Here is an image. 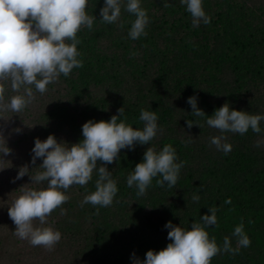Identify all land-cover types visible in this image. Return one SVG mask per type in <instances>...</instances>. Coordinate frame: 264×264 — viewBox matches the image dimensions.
<instances>
[{
	"label": "trees",
	"instance_id": "trees-1",
	"mask_svg": "<svg viewBox=\"0 0 264 264\" xmlns=\"http://www.w3.org/2000/svg\"><path fill=\"white\" fill-rule=\"evenodd\" d=\"M165 2L170 3L171 7H164ZM253 2L202 0L203 9L206 15L211 17V22L207 25L201 22L198 27H193L191 14L180 0H140V5L146 10L149 19L145 29L147 35L136 39L137 44L143 42L142 46L147 49L141 58V52L132 55L135 53L130 47L133 46L132 39L126 36L131 22L135 19L133 14L125 10L126 0H122L121 16L113 24H106L101 20L100 9L104 6V0H88L86 12L95 17L93 28L89 31L82 27L77 33L81 40L77 45V50L81 53L78 59L83 62V67L72 69L71 72H78L76 77L70 74L65 82L57 80V83H54V86L64 89V96L67 98L60 103L56 101L46 110L43 126H39L37 130L29 129V149L17 155L16 150L10 148L13 157L9 166H0V225L5 231L3 237H0V242L4 247L13 240L20 245H27L28 242H23L14 234L16 226L8 216V207L19 195L20 187L25 184L33 188L46 187L47 182L43 185L29 184L31 180L28 175L12 182L22 166H28L30 176L42 170L38 167L42 164V158H37L35 165L31 163V149L34 147L35 138L43 141L52 134L58 143L65 142L70 136L76 135L75 129L80 133L77 136L79 142L83 139L82 125L85 122L90 119L103 120V114L107 115L105 121L110 120L113 115H118L117 109L121 103L129 99L125 95V86L127 90L134 92L132 87L124 84L123 93L114 94L111 92L115 89L114 84L121 83V77L126 78V74L132 80L140 74L139 78L142 77L149 83V76H155V82L149 89L150 94L141 96L142 106L146 107L149 100L154 99L156 107H160L162 111L159 115L165 124L163 128L166 127L173 133L172 123L175 122L180 140L167 138L159 125L162 137H154V143H137L133 150L122 149L113 170L114 174L111 175L118 189L112 205L94 207L88 203L81 207L84 197L96 190L97 169L103 166L98 160L97 169H94L92 180L87 185H72L65 192L70 197L61 206L66 213L61 215V208H57L48 217L44 226H51L62 234L60 242L50 252L54 253V256L56 252L55 257L61 259L60 262L63 261L64 264L67 263L66 260L60 258L58 253L64 246L70 248L71 257L74 259L92 251L94 256L91 264H132L133 253L143 261L148 250L159 251L171 243L167 238L169 229L164 227L168 221L190 230L192 222H200L201 216L210 215L209 207H216V226L205 228L209 239L223 235L221 233H233L234 228L243 222L244 232L251 239L253 252L249 255L240 250L233 255L232 264H264V121L260 122L259 134L249 129L243 135L221 133L206 123L207 116L213 115L217 109H209L206 104L211 105L212 101L220 97L222 103L229 102L232 105L231 109L253 115L263 114L264 8L256 7ZM154 62L155 67L150 70V63ZM104 70H109L112 82L105 85L100 94L88 98L84 94L88 93L89 87L99 85L100 80L105 78ZM220 81L225 85L222 86ZM1 84L5 87L7 103L15 93L8 83L1 81ZM49 85L52 86L53 83ZM50 92L49 86L43 95L35 90V99L44 98ZM193 95L197 96L198 100L201 99L199 103L202 102L201 110L204 111L205 117H195L191 114L192 109L186 101ZM172 97L177 100L171 103ZM241 102L245 103V107ZM25 110L27 112L29 108ZM174 112L179 116L176 121H173ZM9 115L0 111V132L5 133L4 124L11 118L16 122L24 118H21L19 113L11 112ZM138 115L139 111H136L133 115L134 121L139 118ZM124 117L125 111L121 119H125ZM186 120H193L201 127L193 124L189 129ZM134 121L127 124L133 127ZM221 135L226 137L222 142L232 146L227 155L210 143L212 137ZM258 141L261 143L256 147ZM165 144H170L175 149L176 163L184 162L173 187L174 195H166V192L161 195L151 191L148 198L135 202L137 188L127 186V177L139 163L138 150L145 146V152L150 145L161 150ZM157 179L162 177L158 175L153 178L151 185L158 186ZM6 193L10 195L9 204L4 201ZM129 194L132 199H129ZM193 194L200 196L199 202L192 200ZM228 198H231L230 204L225 203ZM159 206L160 212L149 217L153 221L155 218L156 224L139 226V229H144L151 238H146L143 242L141 238L129 239L128 244L118 241L123 227L120 216L130 218L138 208L157 209ZM34 225L40 226L39 221H34ZM78 242L82 246L76 248ZM4 247H0V257ZM31 248L49 252L42 246ZM48 259V256H45V260ZM18 262L24 264L23 260ZM60 262L58 260L57 264H61Z\"/></svg>",
	"mask_w": 264,
	"mask_h": 264
},
{
	"label": "clouds",
	"instance_id": "clouds-1",
	"mask_svg": "<svg viewBox=\"0 0 264 264\" xmlns=\"http://www.w3.org/2000/svg\"><path fill=\"white\" fill-rule=\"evenodd\" d=\"M191 14L193 27L201 22L207 25L211 17L206 15L202 0H180ZM88 0H0V81H10L12 95L5 102V87L0 84V111L22 112L32 101L35 95L32 87L40 94L47 91V85L58 80L59 76L68 77L73 68H82L83 62L78 59L81 53L77 45L81 43L77 33L82 27L89 31L93 28L95 17L86 12ZM122 0H104L100 9L102 22L113 24L121 16ZM125 10L135 16L131 22L128 36L132 40L146 36V26L149 24L147 12L140 5V0H126ZM164 7H171L168 2ZM123 27V25H120ZM136 55V53H132ZM23 89V94L21 93ZM198 97L193 95L187 98L191 114L195 117H205L203 110L197 107ZM118 115L110 120H88L82 125L83 139L75 144L57 142L50 134L45 140L35 138L31 163L35 165L37 158H42L38 167L42 170L29 175L28 166H22L15 180L28 175L31 183L46 187H20V193L15 197L8 216L15 227L14 234L21 240H27L32 246H42L47 251L54 250L60 242L62 234L47 224L48 217L57 208H61V215L66 213L61 206L70 197L65 192L72 185L85 186L92 180V173L97 169V161L101 165L97 169L98 179L95 181V191L86 195L81 202L100 207H108L118 191L117 184L111 178L106 165L117 161L122 149L133 150L135 145L149 144L158 131V117L155 111L140 110V120L144 122L143 129H134L121 119L124 108L117 109ZM208 126L218 129L221 133L232 132L245 134L249 129L254 133L261 132L260 122L264 115L249 114L245 111L230 109L228 102L216 109L211 116H207ZM119 121V122H118ZM195 123L186 120L190 129ZM19 133L21 129H14ZM0 145V154L7 156L11 149L6 147L5 140ZM226 137L214 136L210 143L218 151L227 155L231 151V144L223 143ZM190 142V141H189ZM261 142L256 143V147ZM175 149L165 144L160 151L148 147L143 153V160L135 165L127 177V186L137 188L136 195L143 196L151 185L153 178L158 175L156 184L163 187L165 183L169 188L176 185L180 169L184 162L176 163ZM63 190V191H62ZM192 200L199 202L200 196L193 194ZM231 203V198L225 200ZM99 209H97L98 214ZM210 215L200 217V222H192L190 230L175 226L168 221L164 227L169 229L167 238L171 241L159 251L148 250L145 259L141 261L133 253L132 264H210L212 258L221 252L237 254L240 247H249L251 240L244 232L241 222L234 228L232 235L237 238V248L231 246L229 237H225L223 248L218 247L215 238L209 239L206 227L216 226L217 208L209 207ZM39 221L40 226H35ZM252 223V221H249Z\"/></svg>",
	"mask_w": 264,
	"mask_h": 264
},
{
	"label": "rangeland",
	"instance_id": "rangeland-1",
	"mask_svg": "<svg viewBox=\"0 0 264 264\" xmlns=\"http://www.w3.org/2000/svg\"><path fill=\"white\" fill-rule=\"evenodd\" d=\"M255 2L256 7L262 9L264 8V0H253ZM253 2V3H254ZM126 36H128L126 34ZM129 37V36H128ZM131 42L133 43V46L131 45V49L135 50V53H139V56L142 58L143 53L145 54V52L147 51L146 47L142 46L141 42L140 44L136 43V40H131ZM105 46V44H103ZM87 56H91L90 54H87ZM150 70H152V68L155 67V62L153 64L150 63ZM138 70V69H137ZM146 71H148L149 73H152V71L145 69ZM70 74H72V77H76L77 73H73L71 72ZM69 74V76H70ZM109 70H104L103 71V76L105 78H103L102 80H100L99 85L97 86H91L88 89V93H85L84 95L88 96V98H91L92 96H97L98 94H100V92L102 91L103 88H105V85H107L108 83H111L112 80L111 78H109ZM142 74V73H141ZM68 77L63 76L62 74L59 76L58 80L65 82V79H69ZM137 76V75H136ZM117 77V76H116ZM140 74H138V76L136 77L135 80H132L127 74H126V78L121 77L120 82L123 83H117L114 84V90L111 92H113L114 94H119L121 95V93H123V85L124 84H128L130 87H132L134 89V92L131 90H127L126 86H125V95L127 97H129V99L126 102H122L121 105L119 106V108L123 107L124 111H125V117L126 118V123H132L134 121L133 115L136 111H139V115L138 117H140V110L141 109H145L147 111H155L158 120H157V125H158V131L156 134V138H161L162 137V133L160 130L159 125L162 127L164 133L166 134L165 136L167 138L170 139H174L178 138L180 140V137L177 133V129L175 128L176 123L173 122L172 126L174 127L173 133L169 132V129H165L163 128V126H165V124L162 122V117H160L159 113H162L161 108L160 107H156L155 103H154V99L153 101L149 100L148 105L146 107L142 106V99L141 96H144V94L149 95L150 94V88L151 85L154 84L155 82V76H149V80L151 81V83L146 82L144 79L139 78ZM119 78V77H117ZM3 83H8L10 85V81H3ZM54 83H57L54 82ZM54 83L52 86L47 85V87L49 86L51 88V92L48 96L44 97V98H38V99H34L32 101V103H30L27 107L29 108V111L26 112V108L20 112V116L22 118V116L24 117L23 119L19 120L18 122L15 121L14 118H11L9 120V122L7 121L4 124V132H0V135L3 136L4 140H5V144L6 147H8L9 149H15L18 153H23L25 152L27 149H29V144H30V139H29V129L31 130H37L39 126H43V120H44V115L46 113V110L56 101H58L60 103V101H64V99L67 98V96H64V89L59 86L56 87L54 86ZM1 84V81H0ZM52 84V83H50ZM93 84V83H92ZM220 84L222 86L225 85V83L223 81H220ZM32 87V91L35 95V87ZM11 88V87H10ZM90 91V92H89ZM119 92V93H118ZM46 93V92H45ZM17 93H15L16 95ZM23 94V89H21V93ZM132 94V95H130ZM43 95V94H41ZM221 98L219 99H215L214 101H212V104L210 105L209 103L206 104V106L210 109L211 107H216L217 109L219 107H221L224 103L221 102ZM177 99L176 97H172L171 103L175 102ZM201 100V99H199ZM199 100L197 101V107L199 109L202 108V102L199 103ZM85 101V100H84ZM229 103V102H228ZM177 107V104H175ZM230 105V109H231V104ZM241 105L245 107V103L241 102ZM178 108V107H177ZM264 108V107H263ZM168 109V108H167ZM166 109V110H167ZM183 109V107H182ZM245 109V108H243ZM263 114L264 115V110ZM5 113L7 114V116H10L9 114H11V111H5ZM179 116L180 113L178 111ZM179 116L175 115L174 112V119L173 121H176L175 119L179 118ZM98 117V116H97ZM107 115L105 116L103 114L102 118L105 121L106 120ZM99 118V117H98ZM144 126V122L140 120V118H138L136 121H134V126L133 128L135 129H140ZM167 126V124H166ZM19 128L21 129V131L19 133H16L14 131V129ZM179 129V128H178ZM180 130V129H179ZM64 132V131H62ZM74 133L76 134L74 137H69L68 140H65V143L71 145V144H75L78 143L77 141V136L80 135V133L78 131H76L74 129ZM73 133V134H74ZM72 134V135H73ZM192 134V133H190ZM15 139V141H14ZM154 143V139L152 140ZM64 142V141H63ZM4 141L0 140V145H3ZM150 147H154L151 146ZM144 147H141L138 150V155L140 156L139 159V163L142 162L143 160V153H144ZM155 148V147H154ZM177 149V148H176ZM156 151H160L159 148H156ZM13 157V153L10 152L9 155L4 156L3 154H0V166H2L3 164H7V166H9L11 159ZM115 165H116V161H114L111 164H107L106 167L107 169L110 171L111 175H113V170L115 169ZM151 191H156L158 193H160L161 195L163 194V192H166V195H174L175 191L174 188H169L167 186V183H165V185L163 187L160 186H155V185H150L149 188L146 190V194L143 196H136L137 199H135V202L141 200V199H146L148 198V195ZM130 195V194H129ZM6 199V200H5ZM5 199L4 201L6 202V204L10 203V195H8L7 193L5 194ZM129 199H132V196L130 195ZM134 202V200H133ZM133 204V203H132ZM160 208L161 206H159L157 209H155L154 207L151 209H139L138 211L133 214L132 216H130V218H127L126 216H120V223L123 225L122 229L120 231H122V235L119 236L118 241L120 243H125L128 244V240L132 239V240H139L141 238V242H143V240H145L146 238H151V235H149L148 233L145 232L144 229L140 230L139 226H147V225H153L156 224L155 218L154 221L151 220V216L157 214L160 212ZM150 217V218H149ZM2 221V219H1ZM153 221V222H151ZM54 222H58V221H54ZM1 224V223H0ZM5 231L2 225H0V237H3ZM124 233V234H123ZM223 235L220 236H213L212 238H215V241L218 245V247L223 248V241L224 238L227 236L229 237L230 241H231V246L233 248H237L238 244H237V238L234 237L232 235V233H221ZM251 240V239H250ZM1 241V239H0ZM23 242H26V240H22ZM146 241V240H145ZM62 246V245H61ZM60 246V247H61ZM82 245L79 244V242L76 244V248L80 247ZM0 247H4L3 243L0 242ZM28 247V248H27ZM32 245H29V242H27V245H20L17 242H15L14 240L7 246L4 247V251L2 253V256L0 257V264H19V260H23L24 264H57V261L59 260V262L61 261V259L55 257L56 252H55V256L54 253L51 252H43L41 249H36V251L34 249L31 248ZM35 247H40V246H35ZM59 247V248H60ZM58 249V248H57ZM240 250H244L245 252H247V254L251 255L253 250H252V246L250 245L249 247H240ZM33 251H35V253H32ZM58 253H60L61 257L66 260V264H91L92 259H93V254L92 251H90L89 253H86L83 256H79V257H75L72 258L71 257V251L70 248L67 246L62 247L61 249H59ZM35 255L34 258L32 259L31 256ZM234 254L231 253H227V252H221L219 254H217L216 256H214L210 262V264H232L233 262V257ZM45 256H48V260H45ZM258 259V257H257ZM61 264H64V262H60Z\"/></svg>",
	"mask_w": 264,
	"mask_h": 264
}]
</instances>
